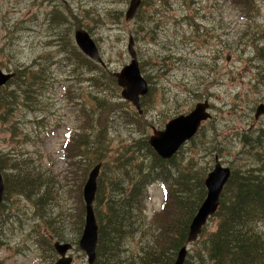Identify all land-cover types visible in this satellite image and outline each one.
<instances>
[{
	"label": "rangeland",
	"instance_id": "1",
	"mask_svg": "<svg viewBox=\"0 0 264 264\" xmlns=\"http://www.w3.org/2000/svg\"><path fill=\"white\" fill-rule=\"evenodd\" d=\"M129 2L0 0V68L14 73L0 87V169L6 188L0 264H55L54 240L73 244L72 264H88L79 241L86 217L83 190L92 167L84 179V170L70 166L76 160L68 158L79 138L88 145L99 136L105 140L103 173L106 178L126 174L132 186L137 170L157 164L159 154L145 142L153 129H164L171 118L207 100L211 117L165 168L207 174L217 155L234 172L264 174V139L255 141L264 130V116L255 118L264 103V59L257 53L264 45V0H256L257 16L250 21L229 0H143L127 20ZM77 28L90 33L104 63L79 48ZM130 36L150 84L142 112L123 97L113 75L132 59ZM1 106L7 107L6 119ZM102 116L112 118L110 128L100 126ZM18 172L39 173L42 184L24 188L16 183ZM146 190L139 230L122 246V261L107 264L138 262L142 248L153 243L150 232L158 236L175 215L173 196L163 209L162 184L149 183ZM216 224L212 218L207 226ZM174 238L172 231L163 245ZM106 262L98 257L94 264Z\"/></svg>",
	"mask_w": 264,
	"mask_h": 264
},
{
	"label": "trees",
	"instance_id": "2",
	"mask_svg": "<svg viewBox=\"0 0 264 264\" xmlns=\"http://www.w3.org/2000/svg\"><path fill=\"white\" fill-rule=\"evenodd\" d=\"M229 1L236 3V8L241 10L246 20L256 18V0ZM251 11L253 13L249 15ZM263 31L264 29L261 33ZM257 53L264 59V45L258 47ZM6 108L1 106L4 111L1 116L3 119L7 117ZM99 123L102 128L108 129L112 126V118L102 116ZM100 138L99 136V140L92 145L77 139L75 150L68 155L69 159L76 160L70 166L84 170V179L91 167L92 170L101 162L103 168L102 157L107 153L108 146ZM260 138L264 139V130L259 131L255 141L258 142ZM72 139L73 137L70 142ZM145 142L150 144L147 139ZM152 149L155 151L153 147ZM83 151L86 153L84 160ZM155 153L157 154L156 151ZM176 158V154L171 159H163L158 155L157 164L152 168H140L136 171L138 177L132 186L126 184V174L106 178V173L101 169L94 205L99 225L97 258L107 260L106 264L122 261V246L139 230L144 218L147 185L162 182L165 192L163 209L173 196L171 212H175V215L158 236L150 232V241L153 243L142 248L138 262L134 264H174L180 248L187 243L191 223L207 196L205 180L210 171L206 174L198 169H184L175 174L165 168L164 163L176 162ZM38 174L18 172L16 183L24 188L42 184ZM108 188L110 193L106 196ZM175 194L177 195L174 196ZM165 213H169V210ZM212 218L217 219L215 228L208 227V224L203 228L200 237L191 243L185 264H264V174L261 170H246L241 173L232 170V176L222 194L221 205ZM172 231L175 232V238L163 245ZM168 248L170 250L167 252Z\"/></svg>",
	"mask_w": 264,
	"mask_h": 264
},
{
	"label": "water",
	"instance_id": "3",
	"mask_svg": "<svg viewBox=\"0 0 264 264\" xmlns=\"http://www.w3.org/2000/svg\"><path fill=\"white\" fill-rule=\"evenodd\" d=\"M141 3L142 0H130L129 7L126 11L127 20L133 19L136 16ZM74 38L79 48L86 55L93 60L104 63L95 40L86 29H77ZM128 50L132 58L131 61L120 71L114 72V76L117 77L118 84L123 88L121 92L123 97L131 101L139 112H142L141 99L149 92V83L142 74L137 52L134 48L133 36L129 38ZM13 76L14 73H8L0 68V87L6 85ZM209 107L210 104L207 100L198 102L189 113L181 114L169 120L164 129H154L149 140L151 146L162 158H172L181 146L198 132L202 121L211 117V113L208 110ZM261 116H264V103L259 104L255 112L256 119H259ZM215 160V165L205 180L207 196L191 223L187 243L180 248L174 264H185L189 244L199 238L203 228L209 221L208 219L218 211L221 205V196L231 177V168L222 165L217 155ZM101 168V162L93 167L83 190L86 204V217L79 245L87 253L88 264H94L97 258L99 225L95 215L94 204L98 191V179ZM5 190L4 178L0 169V203L4 199ZM73 247L71 242L55 241L54 248L59 255L55 264H72L73 257L69 253Z\"/></svg>",
	"mask_w": 264,
	"mask_h": 264
},
{
	"label": "bare ground",
	"instance_id": "4",
	"mask_svg": "<svg viewBox=\"0 0 264 264\" xmlns=\"http://www.w3.org/2000/svg\"><path fill=\"white\" fill-rule=\"evenodd\" d=\"M26 66V65H25ZM40 97V96H39ZM44 103V102H43ZM104 106V105H103ZM96 110V109H95ZM113 115V114H112ZM26 116V115H25ZM110 119H111V117H110ZM103 127V126H102ZM157 184V183H156ZM161 184H162V182H161ZM147 185V184H146ZM149 185V184H148ZM159 185V184H158ZM17 186V185H16ZM153 186V185H152ZM155 186V185H154ZM151 188V187H150ZM147 191V190H146ZM147 195H150V194H147ZM196 262V261H195ZM120 263V262H119Z\"/></svg>",
	"mask_w": 264,
	"mask_h": 264
},
{
	"label": "flooded vegetation",
	"instance_id": "5",
	"mask_svg": "<svg viewBox=\"0 0 264 264\" xmlns=\"http://www.w3.org/2000/svg\"><path fill=\"white\" fill-rule=\"evenodd\" d=\"M142 3H143V0H142ZM142 5V4H141Z\"/></svg>",
	"mask_w": 264,
	"mask_h": 264
}]
</instances>
